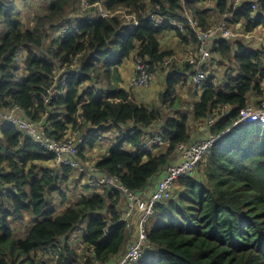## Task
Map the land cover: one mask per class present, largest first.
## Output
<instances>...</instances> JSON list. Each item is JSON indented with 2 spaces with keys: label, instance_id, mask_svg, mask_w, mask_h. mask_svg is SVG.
<instances>
[{
  "label": "trees",
  "instance_id": "1",
  "mask_svg": "<svg viewBox=\"0 0 264 264\" xmlns=\"http://www.w3.org/2000/svg\"><path fill=\"white\" fill-rule=\"evenodd\" d=\"M98 2L108 16L92 18L90 10L95 6L80 13V0H53L28 26L15 18L13 0H0V21L7 27L0 33V110L17 104L37 122L49 113L47 130L56 137L82 117L90 127H97L90 130V145L107 124L127 127L129 135L118 137L97 165L137 191L169 166L180 143L195 140L191 122H201L210 134L221 135L201 172L181 178L173 198L155 207L146 251L136 264H264V125L234 126L240 110L249 104V92L262 91L255 81L264 77V49L253 48L243 39L221 40L219 53L226 70L237 67L240 74L221 86L210 76L192 113L181 112L184 102L176 90L181 79L186 83L192 75L191 66L172 64L168 88L161 94L162 104L178 113L170 116L161 106L139 103L132 90L121 86L120 65L134 55L144 58L152 69L160 67L173 54L162 49L160 37L165 31L190 42L171 24L155 27L154 11L181 20L198 18L206 29L233 11L232 0H215V8L202 6L203 0H90L92 5ZM258 3L255 17L248 3L234 13V22L242 20L248 33L264 27V0ZM74 16L79 29L49 42L51 29L72 24ZM23 46L29 50L28 73L18 82L13 53ZM58 69L70 72L67 85L60 87L66 95L47 102L45 96ZM101 78L106 80L104 86L84 89L86 83ZM214 113L216 121L207 124ZM162 120L167 149L160 154L145 151L141 147L144 129ZM132 128L137 129L136 135H131ZM126 143L138 150H127ZM37 150L38 144L14 125H1L0 264H40L34 254L85 220L83 252L66 243L57 264H76L80 258L81 264H96L124 252L130 236L121 220L122 193L94 190L68 203L71 188L67 187L56 204L51 194L69 181L74 170L64 167L52 174L42 163L52 156ZM28 217L33 220L25 227Z\"/></svg>",
  "mask_w": 264,
  "mask_h": 264
},
{
  "label": "built area",
  "instance_id": "2",
  "mask_svg": "<svg viewBox=\"0 0 264 264\" xmlns=\"http://www.w3.org/2000/svg\"><path fill=\"white\" fill-rule=\"evenodd\" d=\"M53 1V0H52ZM259 0H232L233 11L225 12L223 17L217 22L212 24L206 29L201 28L198 18H187L181 20L171 16H164L154 11L152 13V20L155 27H162L165 24H171L179 29L184 35L188 36L189 41L196 38L195 51L186 54L182 59V63L191 66L192 80L201 88H204L206 80L212 76V68L216 63L215 58L219 55V42L221 40L234 41L241 37L254 36V32H246L242 20L234 22V13L240 10L241 6L248 3L252 8V16H257L259 9ZM83 9H90L95 6V9L90 10L92 18L105 17L109 15L103 3L98 2L94 5L90 0H80ZM159 9L160 7L157 6ZM72 24L67 23L59 27L51 29L50 36L54 39L64 38L70 33L73 28L79 29L77 17H73ZM135 25H139L137 19L134 20ZM193 30V33L189 31ZM256 30V29H255ZM259 38L264 46V34H260ZM29 50L26 47H19L13 53V61L15 64V77L18 82H22L23 78L27 75L26 60ZM134 70L131 74L129 83L131 88L141 89L149 85L153 79V69L151 65L142 57L135 59ZM173 61V57H166L162 65L166 67ZM74 72L79 71L77 60L73 61ZM54 85L48 90V95L45 100L50 102L53 98H59L66 95V90L60 87L67 85L70 79V72L63 71L62 69L55 70L54 72ZM152 107V105L150 106ZM49 113H46L48 117ZM46 117L42 121H34L25 115V112L17 104L11 105L7 109L0 110V128L4 123L14 125L25 137L31 138L38 144L37 152L46 156H52L50 161H53L57 172L64 167H70L76 174L82 178L80 185H86L92 190H119L122 193L125 202V209L121 215V220L126 223L129 231V239L127 249L121 253L120 257L115 256L112 260L102 262L96 261V264H136L144 256L147 243H148V227L150 220L155 212V207L159 203H164L173 198L176 186L181 178L188 176H195L202 163H204L211 153L215 142L221 134L213 135L208 134L197 140L189 143H180L177 148V158L172 161L166 169L162 178L157 181L156 187L150 194H145L143 190H132L123 185L120 176L108 174L101 169L97 162L99 158L92 157V160H84L83 156L87 154V148H94L97 150V145L102 146L104 132H96L94 136H98L94 145L89 144L91 129L97 127H90L84 118H78L76 124H70L65 130V133L56 137L50 134L47 130L49 124L46 122ZM216 114L208 120L209 125L214 124L216 121ZM261 124L264 125V97L261 98L258 105L248 104L240 110L239 118L234 122V126L241 124ZM146 129H144L145 131ZM131 135L137 134V129H131ZM128 130L117 129L116 136H127ZM169 139L165 138L162 131H153L145 134L141 141V147L145 151L155 152L156 150L168 146ZM135 148V147H134ZM138 149L135 148V151ZM52 174L56 170H50ZM84 181V182H83ZM78 187V188H79ZM138 216L136 229L134 228V218ZM82 229V223L77 226L69 235L61 237L59 240L44 247L36 254L37 262L40 264H47V259L51 264H57L61 256V251L64 244L68 243L76 250L84 248L83 237L79 236ZM83 232V231H82ZM78 241L80 242L78 244ZM77 244L79 246H77ZM79 248V249H78ZM118 257V258H116Z\"/></svg>",
  "mask_w": 264,
  "mask_h": 264
},
{
  "label": "rangeland",
  "instance_id": "3",
  "mask_svg": "<svg viewBox=\"0 0 264 264\" xmlns=\"http://www.w3.org/2000/svg\"><path fill=\"white\" fill-rule=\"evenodd\" d=\"M48 1L49 0H15V1L13 0V2H14L13 6H15V8H16L14 10L15 18L22 19L25 22V24L28 26L33 25L36 15L39 14L40 12L44 11L46 9V7L50 4V2H48ZM201 4H203L202 6H205L207 8H210V7L215 8L216 7L215 0H203V2ZM88 10H90V9H86V10L83 9L82 4L79 7L80 13L87 12ZM6 29H7L6 25H4L3 22L0 21V33L4 32ZM259 31L263 32V28H259ZM163 34L165 35V33H163ZM161 37H163L162 38L163 45H161V46L164 50L173 52L172 55L168 56V57H173V61L170 62L166 67H164L162 65L158 68L153 69V79H152L151 83H149L148 86L141 88V89H136V88H131V89H133L135 91H141V93L144 92L143 94L145 95V99H150L151 105H154L156 107L159 105V106H161V109L163 111H165V112H167V114H169L170 113L169 109L166 108L162 104V100L160 97V96H162L161 94L164 93L168 88V84L166 82L167 76H166V71H165L166 69L165 68H168L169 66L171 67V65L174 64L173 63L174 60H177V59H179V62L182 63V59L185 58L186 54H189V52H191V51H195L196 44L192 40H190L189 43H183V41L181 39H180L181 41L179 40L177 43L176 42L173 43V40H171V39L169 40V37H166V36H161ZM53 39L54 38L51 35L49 37V42L52 41ZM249 41H250V39H249ZM132 57L126 59L125 62L122 65H120V67H119L120 74H121V71H123L125 69L126 62L128 60H130ZM135 61H136L135 59L132 60V63L134 62L133 63V70H134V66H135ZM222 66H224V65H222ZM161 67H163V68H161ZM183 80L181 79V81L176 85L177 86L176 90L181 97H182V94H184L190 90L188 88L193 86V84L191 82L189 84L188 83L185 84V82ZM105 84H106V80L101 78L100 80L99 79L93 80V81L86 83L84 85V89L88 90V88L90 86L93 87L95 85H96V87L100 88V86H104ZM123 84H124V81H123ZM155 84H157V85H155ZM128 86L131 87L130 83H128ZM151 87L153 89L152 91H150ZM146 88L147 89L150 88L149 94H147L148 90H146V93H145ZM187 100H188V105L186 106V111L192 113L194 104H192L193 102H192V100H190V98H188ZM254 105H257V104H254ZM170 110H172V109H170ZM184 110H185V108H184ZM59 113H64V111L62 109H60ZM193 125H194L193 122H191L192 129L194 128ZM103 138H105V136ZM96 149L97 150H94L89 154L87 153L86 156H83V159L84 160H92V157L98 158L99 156L102 155V153H104L103 150H105L106 147L97 145ZM42 163H43V166H45L47 169L56 170V172H57L56 166H55L53 161H43ZM202 168H203V164L200 166V168L198 170V174L201 172ZM69 178H70L69 181H63L61 187L58 190H55L53 192V194H51V196H53V199L55 200L56 204H58V202L60 201V198L62 196V191L66 190L67 187L71 188V189H69L70 191H69V195H68L69 196L68 203L75 201V199H77V197L81 195L80 193H78V190H79L78 185H80L82 178L79 177L76 174V172H73ZM81 186L84 189L86 188L85 184L81 185ZM32 220H33V218L28 217V219L24 222L25 227L30 225L32 223ZM85 232H86V228L83 230V233H85ZM79 243L80 242L78 241V244ZM78 244H77V246H79ZM71 245H73V244L71 243ZM79 252L82 253L83 250H79ZM80 259L82 262L83 258H80ZM80 259H78V262L76 264H81ZM48 261H49L48 264H51L50 260H48Z\"/></svg>",
  "mask_w": 264,
  "mask_h": 264
},
{
  "label": "crops",
  "instance_id": "4",
  "mask_svg": "<svg viewBox=\"0 0 264 264\" xmlns=\"http://www.w3.org/2000/svg\"><path fill=\"white\" fill-rule=\"evenodd\" d=\"M15 1V0H14ZM48 2H52V0H49ZM16 9V8H15ZM259 28H263V32H260L259 31ZM254 32V36H253V38L251 39L250 37H241V38H239V39H243L244 41H246L248 44H249V46H251V47H253V48H256V49H260V48H263L264 49V46H262V42H261V40H260V38H259V35L260 34H264V27L263 26H259L256 30H254L253 31ZM165 33V35L163 34V35H161V36H166V37H169V40L171 39V40H173V43L174 42H178L181 38L179 37V36H177L174 32H172V31H165L164 32ZM165 37V38H166ZM162 38L163 37H160V42H161V45H163V41H162ZM249 39H250V41H249ZM181 41V40H180ZM163 49V48H162ZM164 50V49H163ZM177 56V55H176ZM178 57V56H177ZM261 58H262V61H263V65H264V51H263V53H262V55H261ZM133 59H135V56L133 55V57L130 59V60H128L127 62H126V67H125V69L123 70V71H121V77H122V82H121V86L123 87V88H125V89H127V90H132L133 91V93H134V95H135V98H136V100L139 102V103H142V104H145L146 106H151V104H150V99H145V95L143 94V93H141V91H135V90H133V89H131V87L130 86H128V83H129V80H130V77H131V74H132V71H133V63H132V60ZM215 64L213 65V68H212V70H211V72H212V76L215 78V81L221 86V85H225L226 83H227V80L229 79V77H232V76H237L238 74H240V70L236 67V68H233V69H227L226 70V67L225 66H222V65H224V59H223V57L220 55V53H219V55L217 56V58H215ZM176 66H181L182 65V63L181 62H179V59H177V60H174V62H173ZM162 66V65H161ZM170 67V66H169ZM165 68L166 70V76L169 74V72H170V68ZM161 68H163V67H161ZM123 81H124V84H123ZM192 83L193 84V86L192 87H190V88H188V89H190L188 92H186V93H184V94H182V103H183V106H182V108H181V112H184V111H186V106L188 105V98H190V100H192V104H194L195 102H197L198 100H199V97L201 96V94H202V91H203V89H201V87L200 86H198V84H196L193 80H192V76L190 75V78H188V81L186 82V83ZM185 83V84H186ZM123 84V85H122ZM256 84H258V85H260V87H261V89H262V91L261 92H257V91H255V90H252V91H250L249 92V95H248V103L249 104H251V105H254V104H259V102H260V100H261V98L262 97H264V77H262V78H258L256 81H255V85ZM155 85H157V84H155ZM153 87V86H152ZM152 87H151V90H150V88L149 89H145V93H146V90H148L147 91V94H149V90L150 91H152L153 89H152ZM178 95H179V93H178ZM189 95V96H188ZM161 97V96H160ZM153 106V105H152ZM159 106V105H158ZM157 106V107H158ZM256 106V105H255ZM156 107V106H155ZM184 108H185V110H184ZM169 111H170V113H169V115L170 116H173V115H175V114H177L178 115V113L177 112H175V111H172V110H170L169 109ZM164 113H166L167 114V112H165L164 111ZM164 124H165V121L164 120H162V121H159V122H156L153 126H151L150 128H146V130L144 131V133L145 134H147L148 132H153V131H162V127L164 126ZM193 127H194V129H192L191 130V134H193V138H195V140H197V139H199V138H201V137H203V136H206V135H208V134H210V132H209V128L208 127H206V126H204L201 122H193ZM107 127V129L105 130V131H103L104 133H103V136L101 137V138H103L104 136H105V138H103V147H106V149L105 150H103L104 151V153H102V155L101 156H103L104 154H107L108 152H109V150H110V148L114 145V144H116L117 143V140H118V137L119 136H116V132H117V129H126L127 127H125V126H123V125H121V126H115L114 124H107L106 125ZM192 127V126H191ZM197 127V128H196ZM145 136V135H144ZM125 148L127 149V150H129V151H135V148L131 145V144H129V143H126L125 144ZM167 149V146H165V147H163V148H160V149H158V150H156L154 153H156V154H160V153H162V152H164L165 150ZM95 149L94 148H87V153L89 154V153H91L92 151H94ZM97 153V152H96ZM177 155V154H176ZM101 156H99L98 158H100ZM176 158H177V156H175V158L174 159H172L171 161H170V163L172 162V161H174V160H176ZM169 163V164H170ZM167 169V168H166ZM166 169H164V170H162L161 172H159L152 180H151V182L149 183V185L145 188V189H143V192L145 193V194H150L153 190H154V188L156 187V184H157V181L160 179V178H162L163 177V175L165 174V172H166ZM177 188H179V184H177V186H176V189L175 190H177ZM93 191L94 190H92L91 188H89L88 186H86V188L84 189L82 186H80L79 187V190H78V193H80L81 195H83V194H86V195H90L91 193H93ZM121 209H122V212L124 211V209H125V202H124V198H123V202H122V206H121ZM137 220H138V216L136 215L135 216V218H134V221H135V223H134V228H133V230L134 229H136V224H137ZM87 222V220H85V221H83L82 222V229H81V231L78 233L79 234V236L80 237H83V230L85 229V223ZM86 233V232H85ZM130 238H132V235L130 236ZM128 247V246H127ZM127 247H126V249H127ZM126 249H125V251H126ZM124 251V252H125ZM123 252V253H124ZM121 256V255H120ZM120 256H118V257H120ZM118 257H116V258H118ZM47 262L49 263V261H48V259H47ZM47 263V264H48Z\"/></svg>",
  "mask_w": 264,
  "mask_h": 264
}]
</instances>
